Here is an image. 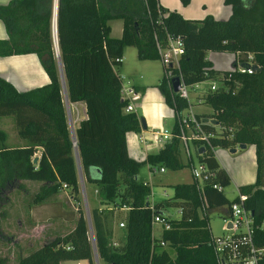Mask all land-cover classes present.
I'll list each match as a JSON object with an SVG mask.
<instances>
[{
	"label": "trees",
	"instance_id": "trees-1",
	"mask_svg": "<svg viewBox=\"0 0 264 264\" xmlns=\"http://www.w3.org/2000/svg\"><path fill=\"white\" fill-rule=\"evenodd\" d=\"M180 1L186 5L190 0ZM224 2L232 8L227 18L210 14L184 17L158 0L57 2V41L68 96L87 102L88 115L76 130L82 174L86 182L98 186L96 192L102 200L111 203L110 208L90 209L100 264H218L211 245L208 210L238 200V195L228 199L223 191L205 182L208 205L199 211L200 197L192 179L174 183L171 197L151 203L150 185L138 178L144 163L176 170L189 162L183 158L176 119L172 136L157 152L143 160L130 156L126 134L139 131L142 118L135 111H125L127 101L120 98L119 75L112 74L110 65L121 63L124 47L129 45L136 47L140 59H159L157 43L165 44L168 34L181 35L184 41L179 69L171 67L175 75L180 73L186 84L211 77L220 82L202 95L201 102L211 106L208 116L218 126H233V131L213 137V146H255V180L239 185L238 191L246 195L243 205L252 213L253 240L262 248L258 260L264 264V0ZM0 18L8 32L7 38H0V55L35 52L50 79L41 86L18 90L0 76V117L11 116L18 136L26 140L24 145L9 146L7 132L0 129V206L7 191L20 187V180L30 179L43 181L34 201L65 188L77 210L71 230L22 255L18 264H59L64 259L95 264L79 199L77 159L54 51L53 0H11L0 4ZM115 18L122 21L120 36L111 35L110 20ZM209 50L251 53L252 71L241 72L236 65L214 69L206 57ZM157 86L176 113L187 110L190 101L173 91L164 75ZM202 125L213 130L209 123ZM34 156L38 157L36 162ZM198 159L218 169L215 180L223 186L230 182L211 149L198 154ZM123 204L129 205L124 239L114 245V208ZM165 204L181 207L182 212L170 219V228L153 237V214L163 213Z\"/></svg>",
	"mask_w": 264,
	"mask_h": 264
},
{
	"label": "crops",
	"instance_id": "crops-1",
	"mask_svg": "<svg viewBox=\"0 0 264 264\" xmlns=\"http://www.w3.org/2000/svg\"><path fill=\"white\" fill-rule=\"evenodd\" d=\"M10 1L11 0H0V4H7ZM158 1L160 2V4L167 7L168 9L177 10L184 17H188V18H202L209 14L216 18H227L232 10L231 5L226 4L224 0H190L189 3L186 5H183L180 0H158ZM110 25H111V35L120 36L122 32V21L120 22L115 21V23L111 21ZM7 37H8V32L6 26L4 24V21L0 18V38H7ZM125 48L126 47H124L123 55L125 53ZM233 54L235 56V59H233L232 62L233 66H231L230 68L234 67L235 65L237 66L240 63V61L246 56L247 53L233 52ZM206 57L211 61L212 67L214 69L217 70L230 69L228 67L221 68L217 64H215V60L212 55V50H209L207 52ZM62 69H63V64H62ZM121 75L122 78H124L125 75L123 73H121ZM0 76L10 81L18 90H27L37 86H41L43 84H46L50 80L38 55L35 52L0 55ZM140 77H142V75ZM64 82H65V92L68 100V102H65L64 100L66 113H67V121L70 132L72 130L76 138V130L80 124V121L85 117H87L88 115L87 102L85 99L70 100L68 96V89L66 86L65 76H64ZM132 85L135 87L137 91L140 90L141 87H143V86H139L138 83ZM195 93L196 92L192 93V99H193L192 111L194 112V114L199 115L202 122H207L208 120H210L208 115L211 112L207 113L206 109H204L203 104L198 103L195 100L196 99ZM142 96L144 95L138 93V97L135 100L141 101ZM151 103L152 105L150 108L143 110V108H139V109L136 108L134 102V111L138 114V116L144 119V123H145V125L142 124L139 131H134L137 134V142L142 144V150H141V153L143 155L142 157L136 158L132 156L130 150L134 149L133 147L134 145L133 142L129 141L128 138L129 133L127 132L128 134H126L128 153L130 154L131 157L137 160H143L146 158L147 154L157 152L162 146L159 143L154 142L155 134L159 131L160 128H164V127L170 128L174 123V109L165 102L164 95L161 91L160 94L158 95V98L155 97ZM4 118H8V116H1L0 120ZM0 129H3L7 132V138H8L9 137L8 131L5 128H2L1 126ZM141 134H144L146 137L142 142L139 141V136ZM18 142H19L18 144H11L10 142L7 141L9 146H21L26 144V141L20 139H18ZM39 154H40V150H37L35 152V155L38 156ZM28 180L30 179H22L19 182L20 183L29 182ZM191 180H192V176L190 173V179L178 181V182H189ZM34 181H36L39 184L38 188L43 183V181L31 180V182ZM90 184L94 185L92 183ZM80 186H81V182H80ZM237 190H238V186H237ZM35 193L36 191H7L6 194L7 199L0 206V264H18L19 258L22 255L30 253L40 245L44 244L46 241L55 237L56 235H63L74 227L77 218V212L75 216H73L72 218V223L70 227H68L66 230H61V231L58 228V222H57L58 214H57V209H55L56 204H60L58 199L62 194L63 198H68V201L72 200L70 194L65 188L63 191L60 190L55 194L40 201H34ZM162 193H166V191H162ZM171 196H168V198ZM110 206L111 203H108L103 207L102 206H98V207L102 209L105 207L110 208ZM127 211L128 209L115 207L114 217L117 213H122L123 219L119 220V222L125 221V216L127 214ZM228 214H229V205H227L225 218L228 216ZM161 232H162V227L160 234L156 235L153 230V235L155 237H159L161 235ZM112 233H113L112 241H117L118 243H121L122 240L124 239V230L121 229L119 225H114V229H113V225H112ZM64 260H61L59 264H62Z\"/></svg>",
	"mask_w": 264,
	"mask_h": 264
},
{
	"label": "rangeland",
	"instance_id": "rangeland-1",
	"mask_svg": "<svg viewBox=\"0 0 264 264\" xmlns=\"http://www.w3.org/2000/svg\"><path fill=\"white\" fill-rule=\"evenodd\" d=\"M111 21L115 23V21L120 22L121 20L115 18L110 20V22ZM212 55L214 57L215 64H217L219 67L230 68L231 66H233L232 62L233 59H235V56L232 51H212ZM110 71L113 75L123 73L125 76L124 78H122V81L125 84L132 85L138 83L139 86H143L140 90H138V93L143 94L144 96H142L141 101H134L136 108H143V110H146L151 107V102L154 100V98H158L160 91L157 86V83L163 75V65L159 59H140L137 55L136 47L133 45H129L125 48V53L123 55L121 63L117 65L111 64ZM141 75L142 77H140ZM219 83L220 82L218 81L217 84ZM207 84V81H205L203 83V86L207 87ZM205 93L206 92H204L200 96L202 97V95H204ZM200 103L203 104L204 109H206L207 113L212 111L211 106L204 102ZM0 124H2L0 125L2 128H5L8 131L9 137L7 138V141L11 144H18V139L26 141L25 139L17 136L16 126L13 123V118L11 116L0 120ZM128 133L129 141L133 142L134 145V149L130 150L132 156L136 158L142 157V144L137 142V134L134 131H129ZM190 147L192 151L193 162L197 163L198 157L195 154L191 143ZM231 148L232 147L223 146L214 147V155L216 156L220 165L227 171L230 177V182L227 185H224L223 187V192L228 199H232L238 195L237 186L254 181L256 170L255 148L253 144H247L245 147L237 146L235 147L236 151H231ZM183 158L187 160L184 154ZM138 178L147 182L150 185L151 193L149 195V199L151 203H154L157 201L159 202L165 200L168 198V196H171L173 192L172 185L175 182L190 179V170L189 166H185L181 169H167L166 171L161 172L157 165L152 166L147 163H144L140 167V170L138 172ZM82 180L89 210L92 207H103L104 205L108 204L102 200V198L97 192L95 193V191H97L96 188H98L97 185H91L90 183H87L83 174ZM28 181L29 182L20 183L22 184L20 187L14 186L13 188H11L10 191H37L39 184L36 181H34L35 183L31 182V180ZM63 190L64 188L61 189V191ZM82 191V187L80 186L79 199L81 202V207L83 208L85 213ZM162 191H166L168 195L166 193H162ZM58 200L60 204H56L55 209H57L58 214V228L61 231L66 230L68 227H70L72 223V218L73 216H75L77 210L74 207L73 201H68V198H63L62 194ZM227 205L228 204H222L208 210L209 227L211 233L214 235L226 234L231 231L230 229L224 228ZM162 211L166 214H169L173 218H176L180 215V213L178 212V206L174 204L163 205ZM121 219H123L122 213H117L112 222L113 229L114 225H119L118 222ZM124 226L119 225V227L123 230ZM262 227L264 228V220L262 223ZM153 230L156 235L160 234V223H155L153 225ZM77 261L78 260L76 259H66L64 260V262H62V264H76ZM79 261L80 264H87V260L85 259H80ZM101 264L106 263L101 262Z\"/></svg>",
	"mask_w": 264,
	"mask_h": 264
},
{
	"label": "built area",
	"instance_id": "built-area-1",
	"mask_svg": "<svg viewBox=\"0 0 264 264\" xmlns=\"http://www.w3.org/2000/svg\"><path fill=\"white\" fill-rule=\"evenodd\" d=\"M159 60L163 65V75L167 79L168 85L173 89V78L175 76L179 77L180 85L177 92L180 96L185 97L190 101V104L186 111L183 113H176L174 110V121H178L179 125V138L181 141L182 152L186 156L189 162V169L192 179L195 182L196 188L200 197V205L198 207L199 211H204L207 207V200L204 194L203 185L205 182H210L212 187L219 191H223V185L215 180L218 176L217 168H210L207 163L198 159L197 163L193 162L192 151L190 143L194 149L195 154L204 153L207 149H211L214 152V146L212 144V138L218 135H222L223 131L231 134L233 131V126L221 127L218 126L214 120L210 118L207 122H202L201 119L196 117V114L192 111L193 102L192 93L196 92V101L201 102V94L204 92L214 90L218 84L214 78H207L205 80L195 81L191 84H186L180 73L176 74L173 72L172 68L179 69V58L184 52V41L181 35L168 34L166 43H157ZM252 59L253 55L247 53L246 56L240 61L236 66L241 72H251L252 71ZM247 62V63H246ZM172 67V68H171ZM119 75L120 79V98L127 101L124 109L125 111H134V100L138 97V91L133 85H128L123 83L122 75ZM207 81V87L203 86V83ZM198 93V94H197ZM202 123H209L213 126V130H206ZM215 128V131H214ZM172 136V127L160 128L155 134L154 142L159 143L162 147L165 145L166 141ZM145 135L141 134L139 136V141L145 139ZM152 140V139H151ZM239 145H236V147ZM203 147V151L199 148ZM161 172L165 171L164 166L158 167ZM246 195L241 194L238 191V200L232 202L229 205V214L226 217L224 228L230 229L231 231L226 234H210L211 245L216 256L218 264H259V254L262 252L261 247H257L253 240V217L250 209H247L243 205V201ZM129 209V205L123 204L120 207ZM178 212L181 214L182 208L178 207ZM173 218L169 214L156 212L153 214L152 224L160 223L162 230L168 229L171 226L170 219ZM178 218V217H176ZM120 226L125 225V221L119 222ZM88 227V225H87ZM88 238L93 243L95 240L94 235L88 227L87 230ZM153 235V232H152ZM153 237H155L153 235ZM114 245H117V241H112ZM164 245L165 242L161 241ZM76 264H80L78 260Z\"/></svg>",
	"mask_w": 264,
	"mask_h": 264
},
{
	"label": "water",
	"instance_id": "water-1",
	"mask_svg": "<svg viewBox=\"0 0 264 264\" xmlns=\"http://www.w3.org/2000/svg\"><path fill=\"white\" fill-rule=\"evenodd\" d=\"M57 2H58V0H53L52 36H53V44H54L55 56H56L58 69H59V73H60V79H61V82H62V92L64 94L65 102H68L67 96H66V92H65L64 74H63L61 59H60V56H59V47H58V41H57V30H56ZM179 85H180L179 77L175 76L173 78V89H174V91H177L179 89ZM141 122H142L143 125H145L143 118L141 119ZM71 136H72L73 145H74V153H75L76 159H77L78 175H79L80 182H81V187H82V190H83L82 192H83V199H84L85 218H86L87 225H88L89 229L91 230L92 234L94 235V231H93V227H92V220H91V215H90V210L88 208V204H87V201H86V194H85V190H84V187H83L82 170H81V165H80L78 148H77V145H76V138H75L74 132L72 130H71ZM245 146H246V144H239V147H245ZM199 150L203 151V147H200ZM230 150L231 151H236V148L233 147ZM37 158H38L37 156H34L33 162H36ZM92 247H93L95 264H99V258H98V253H97V250H96L95 240H93Z\"/></svg>",
	"mask_w": 264,
	"mask_h": 264
}]
</instances>
